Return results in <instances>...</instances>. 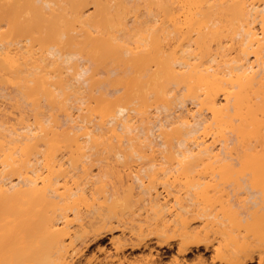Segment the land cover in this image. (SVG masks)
<instances>
[{
	"label": "bare ground",
	"instance_id": "obj_1",
	"mask_svg": "<svg viewBox=\"0 0 264 264\" xmlns=\"http://www.w3.org/2000/svg\"><path fill=\"white\" fill-rule=\"evenodd\" d=\"M137 219L264 264V0H0V264H208Z\"/></svg>",
	"mask_w": 264,
	"mask_h": 264
},
{
	"label": "rangeland",
	"instance_id": "obj_2",
	"mask_svg": "<svg viewBox=\"0 0 264 264\" xmlns=\"http://www.w3.org/2000/svg\"><path fill=\"white\" fill-rule=\"evenodd\" d=\"M224 189H226V187ZM164 190H165V194H167L168 191H166V189H164ZM225 191H227V192L230 191V193H233V192H231L233 190H231L230 187H227V189ZM241 194H243V195L241 196ZM246 194L247 193H240L239 197L240 196L241 197H244ZM199 219L200 218H198V217H196V218L194 217V219L192 220V222H195V225H198L196 222H198ZM139 220L140 219L134 220V223L137 224V225H135V226H137L136 228L137 229L143 228L144 230L146 229L147 231H145V234H147L149 232V230L152 229V227H153L154 224L152 225V221H149L148 219L147 220L146 219H142L140 221ZM211 226H213V227H211ZM208 227H209V228H207V237L208 238H206L204 241H202L199 244H193L194 246L191 245V247L188 249V251L184 255H181V254L178 253V247H177V243H176V241L179 239L178 236H174V237L172 236L171 238L168 239L169 241H165L164 242L165 245H163V246L160 247V246L157 245V241H155V240H157V238H154V237H156L154 233H152V234H149L148 233L149 235H145L146 238H153L152 239L153 242L151 243V247L150 248H146V249H149V251L148 250L146 251L145 250V247L144 246H141V247L136 248V249L126 248L125 253L128 254L127 258L130 257L129 259H133V256H136V255L139 256L141 254H145V255L149 254L148 252H150V249H152L153 252L156 254V251L158 250L157 247L158 248L160 247V250L159 251H162L163 250V254H161V258L165 262L167 261V262H170L171 263L172 260H174V259H176L178 257L179 258H182L183 256H184V258H189V261H191V262H196V261H198V257L201 256V257H203V259H205L207 261L208 264H219L220 263V257L219 256L216 257V249L218 247H220V250L221 251H224V247L227 244V242L230 243L228 241V240H230V239H228L229 236H227V235H229L228 232H230L232 230H230V228L229 229L227 228L226 231H225V233H224L225 225H222L221 223H220V225H219V223H216V224L215 223L214 224L212 223V225L210 224ZM234 232H232V233H234ZM115 233L118 234V230H115ZM236 233H238L236 235L239 236V237L240 236H244V235L246 236V234H248L247 232H241V234H242L241 235V234H239V231L238 230H236ZM109 235H110V233H108V235H106V236L104 235L105 238L103 236V237H101L102 239L100 238L98 240L100 241V243L102 245L103 244L105 245L104 246L105 248L112 249V245H110L111 243H110V239H109V237L111 235L110 236ZM237 236H235V237H237ZM250 236L251 237L248 236V239H250V241H252L253 243H255L254 240H256V239L253 238L254 236H252V235H250ZM98 240L97 239L96 240L94 239V242H92L90 244L91 246L88 247L86 250L83 249L84 252L82 251V253H80V256H79L80 257V260L82 261L84 259L83 260V263L84 264H85V262H87L86 260H88L90 258L89 256H92V254L94 253V251L96 249V246H97V243L99 242ZM152 244L156 248L154 246L152 247ZM161 248H162V250H161ZM257 253L258 252H255L254 255H253L254 257L251 258V259H249L244 264H259L260 255H259V253L258 254ZM81 255H82L83 259H82ZM202 255H205V256H202ZM144 262H145L144 260L143 261L140 260L138 262H134V264H138V263L139 264L140 263L141 264H144ZM125 264H132V263H129L128 260H127Z\"/></svg>",
	"mask_w": 264,
	"mask_h": 264
}]
</instances>
